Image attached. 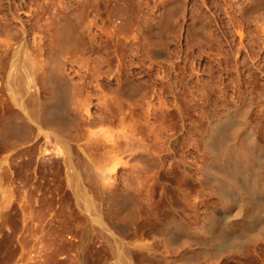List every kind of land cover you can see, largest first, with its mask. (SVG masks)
I'll list each match as a JSON object with an SVG mask.
<instances>
[{"label": "rangeland", "instance_id": "rangeland-1", "mask_svg": "<svg viewBox=\"0 0 264 264\" xmlns=\"http://www.w3.org/2000/svg\"><path fill=\"white\" fill-rule=\"evenodd\" d=\"M169 6L176 8L172 16V22L177 29L174 28V31L177 33L166 34L162 46L168 49L171 61H173V68L170 67L169 63H160L155 59L154 52H152V47L155 48L153 39H150L143 32L146 27H150V24L154 25L159 18L163 17ZM237 6V0H0V37L10 41V38L16 37V33L17 35L21 34V37L23 35L22 38H19V35L15 39L25 37L23 40L29 52L32 51L34 56L36 53L38 57L36 58L40 60L36 61L37 64L39 62V65H37L35 63L37 59L34 58V65L37 68L34 66L36 71L33 70L34 78L37 77L35 83L38 101H43L46 97L42 79V75L47 71H43L46 65L45 58L47 57V49H45L44 43L46 44L47 30L51 31L49 50L51 76L54 75L52 78L56 77L55 79L59 80L65 78L62 80L64 85L68 82L67 85L69 89L71 88L70 94H73V97H71L70 104L65 105L67 107L65 112L69 116H71V113L73 118L77 117L80 120L77 124L79 129L77 132L80 133L81 131L84 134L80 133L82 137L85 136L79 142L70 141V143L68 142L69 145L64 144L66 141L64 142L62 138L68 137L59 132L56 133L57 130L52 128L53 126L49 128L51 134L48 135L49 138L46 137V133H40L41 130L43 131L46 128L40 121V123H30V126L33 127L31 128L32 131H35L36 134L39 132V136L31 142L18 145L17 148L7 139L0 138V238L9 233L14 238V248L10 253L12 254L11 261L6 264H20L27 259L26 256L29 257L28 254L36 255L37 259H43L51 252V248L60 250L58 257L65 260L62 264H67L66 261L69 257L74 260L73 264H80L78 255L75 252L76 249L75 251H73L74 249L69 250L66 246L60 244L62 237L68 241V238L73 235L71 239L75 237L74 240H77L78 237L74 236L77 235V232L75 233L76 225H85L87 216H91L90 213H92L93 217L91 218L94 219L93 221H95L94 215L97 217L96 223L101 220L98 214L93 215V213L99 211V205L102 206V199L101 201L99 199L102 198L103 191L101 190H104L107 186L108 189L110 187L114 190L118 189L116 183L119 176H121L119 178H121L123 184L119 188L131 189L135 193L140 191L142 186L139 178H134L131 173L121 172L117 169L114 147L118 136L116 132L118 126L114 114L116 113L115 92L111 91L118 85L120 76L118 73L121 74V71L127 70L121 75L123 77L130 76L131 71L128 66H131L132 62L135 61L140 65L146 59L148 67L146 73L149 75L147 77L149 81L146 80L148 85L150 83L151 86L160 83L159 80L169 78L174 84H177L185 76H188L186 78L189 80L195 79L193 80L195 83H205L209 81L207 78H209L210 69H212L211 66L214 62L218 61L216 63L221 66L228 64L227 68L234 72L235 63L242 61L239 60L238 62V59H241L243 55L245 66L248 65L246 69L249 68L245 72L247 76L250 74V67H252L253 62H260V66L264 65V62L261 61L264 56L262 52L264 28L260 31V22L256 19L259 14L255 13L250 18H242L239 15ZM254 17L256 18L254 19ZM68 18L73 21L72 30L74 32L72 31V36L74 34L75 41L72 42V45L69 44L70 47L68 45L66 49L64 47L63 51L60 46L62 38H60L59 27H63ZM125 19L130 22L128 23L130 24L128 25L130 33L127 30V34H125L126 32L122 27V22ZM192 26L196 30L197 28L200 29L195 33ZM20 27L23 30L25 29L23 33ZM240 30L243 34L242 38L239 34ZM33 37L36 39L37 45H35ZM4 40H0V44H4ZM1 49L3 51L2 54L0 52V56L5 58L4 48ZM3 55L5 56L2 57ZM1 58L0 62L6 63L2 62L3 59ZM4 65H0V68L2 66L4 69H0V127L4 126L3 124L10 112L16 110V107L12 106V98L7 92L9 91L7 83H9L10 76H8L7 63L6 68ZM229 65L232 67L230 68ZM125 73L126 76H124ZM257 73L259 76L263 74ZM142 76L141 73L139 75L140 81H142ZM196 77H199L200 80ZM202 78H205L206 81ZM229 78L226 79L227 81L219 80L221 85H218L220 87L226 86L229 90L227 107L235 108L240 103L242 104L244 98L235 93L234 77L230 76ZM116 81L117 85H115ZM250 84L247 93L245 92V95L253 102L248 116L256 119L259 107L257 104H263L264 102L263 95L260 96V92L264 88V81L261 80L260 85L262 84V87L260 86L258 89L252 87L254 86L253 81ZM105 85L112 86V90ZM116 88L118 89V86ZM210 94L213 95L211 92ZM148 96H152V98L150 97L151 100L147 99L151 102L150 107H157L159 99L155 93L150 92ZM211 96L209 97H213L211 101L217 98L215 95ZM126 100L127 98L124 99L125 103H122V106L126 107L123 109L124 114L129 113L130 101L127 100L129 101L127 102ZM224 111L225 107L223 109L222 106H217L208 116H217ZM197 115L199 124L204 128L208 117L201 113H197ZM127 116L129 117V114H126ZM185 116L187 117V115ZM38 120L41 119L38 118ZM126 120L124 124L127 122ZM187 123H189V120ZM125 126L128 127L129 125L126 123ZM178 127L170 125L168 133H179ZM37 130L40 131L37 132ZM53 130H55V133H53ZM59 135L61 140L57 138ZM184 139L186 150L190 149L193 144H198L199 141L198 135H184ZM198 148L197 154L195 153V156L192 154L188 158L196 167L204 165L203 157L207 158L206 160L211 158L208 153L203 156L205 152L200 149L199 145ZM118 171L121 175L118 174ZM68 174L71 175L70 177H74L73 179H76L74 180L76 182H73ZM67 177L71 181L67 180ZM76 177L80 178L81 181ZM198 177L195 175L192 177L193 182L186 190V197L187 195L189 197H187V205L190 208L195 206L198 214L195 223L192 224L194 227L201 224V218L208 207H210L209 209L219 208L223 204L218 194V187L215 184H209L206 188L203 182L205 181L204 175L200 174ZM82 178L85 180L83 181ZM77 180L79 183L81 182V188H78L79 185L75 184ZM70 182L75 184V187ZM149 183L151 182L149 181ZM82 185L85 186V192ZM76 186H78V189L83 188L81 192L87 193V195L80 194L78 196L77 194L80 191ZM71 188L72 190H70ZM76 191L77 194H75ZM71 193H74V195ZM85 196L88 197V200ZM91 196L92 199H89ZM138 200L142 202V196H138ZM177 217L186 226L190 225L187 213L178 214ZM96 223H94V226L92 222H89V225L93 226L91 227L92 233H95V236L90 235V240H92V237L94 238L91 241L93 243L89 241L90 252L96 253L92 255L94 264H103L109 258L107 249L106 251L99 250L105 246L106 241L103 239L106 238H103V236L106 237V232L101 229L102 225L98 224L97 226ZM94 227L99 228L100 232L103 231V234L105 232V235H101L99 232L98 235L100 234L102 238L100 235L98 236V231L93 229ZM74 247L76 248V246ZM1 248L3 247L0 246V252L4 249L1 250ZM245 248L244 253L238 255L225 250L226 252H223L218 264H264V238L255 244H248ZM200 264H205V262L201 261Z\"/></svg>", "mask_w": 264, "mask_h": 264}, {"label": "bare ground", "instance_id": "bare-ground-1", "mask_svg": "<svg viewBox=\"0 0 264 264\" xmlns=\"http://www.w3.org/2000/svg\"><path fill=\"white\" fill-rule=\"evenodd\" d=\"M237 3L240 17L250 18L252 14H259L254 19L256 18L260 22L261 31L264 28V0H237ZM171 6L168 7L163 17L159 18L154 25L150 24L149 29L146 27L147 30L145 29L146 31L143 32L150 39H153L155 48L152 47V52H154L155 59L160 63H169L171 65L169 66L173 68V61H171L168 49L162 46L166 34L174 33L175 25L172 22V16L176 8ZM258 22L256 23L258 24ZM128 23H130L128 19L122 22L125 32L129 30L128 25L130 24ZM49 24L51 23L49 22ZM72 25L73 21L68 18L65 25L59 27L62 49L64 47L66 49L69 44L72 45V42L75 41L74 34V39L72 36L74 32ZM20 28L23 33L25 29ZM175 30L177 29L175 28ZM197 30L195 29V33ZM47 31L46 44L44 43L45 49H47V55L45 54L47 56L45 58L46 65L43 63L46 67L43 71H47L46 73L43 72L45 74L42 75L46 97L43 101H38L39 98L37 99L36 96L38 95L35 83L37 77L34 78L33 74L34 64H37L36 61L39 60L36 53L33 52L35 53L34 56L32 51L29 52L23 40L25 37L15 39L19 35L20 38L21 34L17 35L16 33V37H13L14 41L13 38L7 41L8 39L0 37L1 41L6 40H4V44H0V47L2 46L6 53V56L3 55L2 57L5 56L6 60L1 56L0 58L4 60L2 62L7 63V66L6 63L1 62L0 65L5 64L4 67H7L8 76H10L9 83H7L8 80L6 81L9 86L7 92L12 98V106L16 107V110L12 109L15 110L14 112H10L3 124L4 126L0 127V138L7 139L16 148L18 145L31 142L39 136L38 131L40 130H37V134L32 131L31 122L40 123L41 121L46 128L43 131L41 130L40 133H46L47 136H45L48 138L49 128L53 126L52 128L57 130L56 133L59 132L68 137L62 138L64 142L66 141L64 144H68L70 141L79 142L81 138L85 137H82L81 134L83 133L81 131V134L77 132L79 130L77 124L80 120L76 116L77 119L73 118L71 113V116H69L65 112V110L67 111L65 105L70 104L71 97H73V94H70L71 88H68V82L65 83V86L64 81H62L65 78L59 80L55 79L56 77L52 78L54 75L51 76V56L49 52L51 31L49 29ZM128 33H130V30ZM239 34L242 38L241 30ZM27 36L29 37V34ZM33 36L35 37V35ZM34 41L36 43V39ZM144 47L146 46L144 45ZM1 48L0 52L2 54L3 49ZM262 52L264 55V47ZM34 58L37 59L35 63ZM145 60L140 65L134 61L131 66H128L131 71V73L129 72L130 76H126L127 72L124 75L126 77L121 75L127 70L121 71V74L118 73L121 76L119 78L116 76L118 85L117 81L115 85L118 86V89L116 86L114 87L116 90L111 91L115 92V96L112 94L116 102V113L114 114L118 126V131H116L118 136L114 144L116 166L119 171L131 173L132 177L139 178L142 187H140L138 193L131 189L119 188L123 184L121 178H119L121 176L118 175L116 183L118 189L114 190L110 187L113 189L111 190L108 189V186L107 189L103 186L104 190L101 188L103 192L100 196L102 198L99 199L100 201L102 199V206L99 205L101 207H98L99 211L93 213V215L98 214L101 222L96 223L97 217L95 215L96 222L93 221L94 219L91 218L93 217L92 213H90L91 216L86 214L87 223L75 227L77 235L74 236H77L78 239L74 240L75 237L71 239L73 236L71 233V238L67 237L69 239L67 241L66 238L62 237L60 244L66 246L69 250L74 249L73 251H75L76 249L75 252L78 255L80 264H94L92 255L96 253L90 252L89 246V243L94 239L92 237V240H90V235L95 236L91 229L93 226L89 225V222H92V224L96 223L97 226L98 224L102 225L101 229L106 232V237L103 236V238H106L103 239L106 241V243L104 241L105 246L99 250L106 251L107 249L109 258L103 264H200L201 261H204L205 264H218L223 252L229 250V252L231 251L237 255L244 253L243 250L246 249L245 247L248 244H255L264 238V102L263 104H257L259 106L258 115L256 119H252L248 114L252 109L253 102L245 95L252 81L254 84L252 87H257V89L262 85H260V82L261 80L264 81V65L260 66V62H253L252 67H250V74L247 76L245 72L249 68L246 69L248 65L245 66L243 55L241 59H238V62L239 60L242 61L239 63L234 62V72L227 68L228 64H224L222 67L219 63H216L218 61L212 62L213 65L210 64L212 69L209 70L210 75L208 74L209 78H207L209 81L202 78L205 79V83L203 81H201L202 84H199L200 82L195 83L193 81L195 79L189 80L186 78L188 76H185L177 84H174L169 78L159 80L160 83L151 86L150 83L148 85L149 79L147 77L149 75L146 73L148 67ZM261 61L264 62V56ZM37 65H39V62ZM2 70L4 69L2 68ZM257 72L263 73L262 76H259ZM141 73L143 74L142 81L139 79ZM230 76L234 77L235 93L244 98L242 104L240 103L235 108L227 107L229 90L226 86L220 87L218 85L220 84L219 80H228ZM113 84L111 85L113 86ZM112 86H109V88L107 85L106 87L112 90ZM150 92L155 93L159 99L157 107H150L151 102L147 100L150 97L152 98V96H148ZM210 92L213 94L212 96H217L216 99L214 98L215 100L211 101L213 97ZM262 95L264 97V88L260 92L261 97ZM210 96L212 98H209ZM123 98L130 101L126 100L130 103V106H127L129 113L125 111L126 114H129L128 118L123 111L126 108L122 106ZM217 106H222L223 109L225 107V111L217 116H208ZM197 113L208 117L204 128L199 124V114L197 115ZM184 115H187V117L185 116V118ZM38 118L41 120H38ZM125 120L129 125L128 127L125 126L126 123L124 124ZM188 120L189 123H187ZM170 125L179 126V133H168ZM55 130H53V133H55ZM184 135H198V144L195 143L190 149L186 150ZM59 136L56 137L61 140V136ZM198 145L205 152L203 156H206L207 153L211 155L208 160L202 156L204 165L200 167L194 166L195 164L188 159L190 155L197 152ZM67 167L69 168V166ZM67 170L69 171V169ZM119 171L118 174H120ZM200 174L205 177L203 182L206 188L209 184H215L218 187V194L223 204L219 208L209 209L210 207H208L201 218V224L194 227L192 224L195 223L198 214L195 206L190 208L187 205L188 195L186 197V190L193 182L192 177L195 175L199 178L198 175ZM70 176L68 174L69 178H74ZM68 177L67 180H69ZM74 180L76 179L72 181L76 182ZM78 180L75 184H78L79 187L76 186V188H81V182L79 183ZM75 184H73L74 187ZM73 185L72 188L74 189ZM82 189H78L80 193L77 194L76 191L75 194L78 196L80 194L87 195V193H84L85 186L84 192H81ZM138 196H142V202L138 200ZM89 199H92V196ZM86 200H88V197ZM85 210L87 211V209ZM182 213L188 214L190 225L186 226L177 217L178 214ZM97 229L98 235L100 229ZM70 231L72 232V230ZM103 231L100 232L101 235ZM105 232L103 235H105ZM0 246L4 248H1L3 250L0 252V264H6L11 261L12 257L10 253L14 248L13 235L9 233L0 238ZM59 251L51 248V252L43 259H37L36 255L28 254L27 259L22 257L26 260L22 259L24 262L20 264H62L65 260L58 257ZM66 263L73 264L74 260L69 257Z\"/></svg>", "mask_w": 264, "mask_h": 264}, {"label": "water", "instance_id": "water-1", "mask_svg": "<svg viewBox=\"0 0 264 264\" xmlns=\"http://www.w3.org/2000/svg\"><path fill=\"white\" fill-rule=\"evenodd\" d=\"M174 33H176V32L174 31Z\"/></svg>", "mask_w": 264, "mask_h": 264}]
</instances>
